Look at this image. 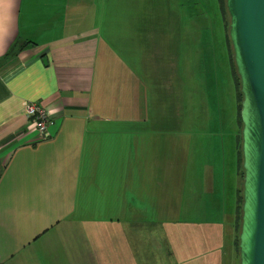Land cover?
I'll use <instances>...</instances> for the list:
<instances>
[{
	"label": "crops",
	"instance_id": "1",
	"mask_svg": "<svg viewBox=\"0 0 264 264\" xmlns=\"http://www.w3.org/2000/svg\"><path fill=\"white\" fill-rule=\"evenodd\" d=\"M134 6L0 0V264H234L237 92L227 135L219 107L179 116L180 57L146 55ZM215 60L202 52L196 94L211 109ZM24 102L51 115L47 139Z\"/></svg>",
	"mask_w": 264,
	"mask_h": 264
},
{
	"label": "rangeland",
	"instance_id": "2",
	"mask_svg": "<svg viewBox=\"0 0 264 264\" xmlns=\"http://www.w3.org/2000/svg\"><path fill=\"white\" fill-rule=\"evenodd\" d=\"M133 1L137 2V6L134 7L138 9V18L136 15H128L126 22L130 24L131 18L134 21L138 19V38L145 45L148 44L144 47L146 55H149V50L151 54H154L157 49L166 54L170 51L172 55H179L178 66L183 67L186 72H178V77L184 80L183 86L185 87L183 88L178 83L177 88L193 91V106L191 112L185 107L184 111H178V115L198 121L207 117L216 120L218 113L215 112L219 107L220 118H224V121L227 120V122L225 121L227 126L221 127L220 132L222 135H227L228 131L232 129L231 121L235 118L236 110V89L227 55V53L230 55L231 50L225 32L226 25L229 23L228 15L225 14L222 20L217 8V0ZM114 16L116 17H113V22L121 24L120 13L118 15L114 11ZM174 42H178L182 46H173ZM212 43L215 48H207ZM214 49L216 50L215 65L218 70L216 76L218 78L219 103L215 99L216 102L211 109L207 108L204 103L201 105L196 94L200 98L202 96L200 90H205L200 57L202 52L207 53L208 50L214 52ZM226 145V151L229 153L231 143L228 141ZM178 241L179 239L176 240V242ZM233 263L238 264L236 252Z\"/></svg>",
	"mask_w": 264,
	"mask_h": 264
},
{
	"label": "water",
	"instance_id": "3",
	"mask_svg": "<svg viewBox=\"0 0 264 264\" xmlns=\"http://www.w3.org/2000/svg\"><path fill=\"white\" fill-rule=\"evenodd\" d=\"M224 6L242 96L238 264H264V0H224Z\"/></svg>",
	"mask_w": 264,
	"mask_h": 264
},
{
	"label": "trees",
	"instance_id": "4",
	"mask_svg": "<svg viewBox=\"0 0 264 264\" xmlns=\"http://www.w3.org/2000/svg\"><path fill=\"white\" fill-rule=\"evenodd\" d=\"M218 5H219V8H220V10H221V12L223 14V17H224V15L227 14L226 10H225V6H224V0H218ZM225 32H226L227 43L229 44V41H228V38H227L228 25H226ZM229 47H230V44H229ZM230 58H231V53H230ZM231 66H232V76H233V80H234V85H235V89H236V92H237V101H238V105H237V119H238V124H239V135L237 137V166H238V176H239L240 181H239V189H238V196H237L236 222H235L236 235H235V241H234L235 250H236L237 257H238L237 236H238V231H239L240 208H241V202H242V197H241V191H242V169H241V152H240V129H241V123H240V118H239L240 103H241L242 96H241V94L239 92V81H238V77L236 75L235 68L233 66L232 60H231Z\"/></svg>",
	"mask_w": 264,
	"mask_h": 264
},
{
	"label": "built area",
	"instance_id": "5",
	"mask_svg": "<svg viewBox=\"0 0 264 264\" xmlns=\"http://www.w3.org/2000/svg\"><path fill=\"white\" fill-rule=\"evenodd\" d=\"M26 118L34 132L44 140L50 136L48 128L52 124L51 115L36 103H23Z\"/></svg>",
	"mask_w": 264,
	"mask_h": 264
}]
</instances>
